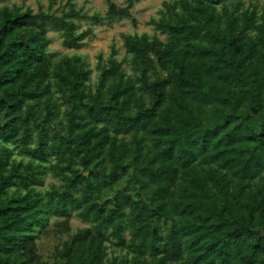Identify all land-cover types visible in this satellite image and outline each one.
Segmentation results:
<instances>
[{"label": "trees", "instance_id": "16d2710c", "mask_svg": "<svg viewBox=\"0 0 264 264\" xmlns=\"http://www.w3.org/2000/svg\"><path fill=\"white\" fill-rule=\"evenodd\" d=\"M136 1L105 17L135 25ZM243 5L164 0L121 34L132 72L112 55L95 84L47 33L78 49L98 14L1 8L0 264H264V6ZM46 233L68 234L52 262Z\"/></svg>", "mask_w": 264, "mask_h": 264}, {"label": "rangeland", "instance_id": "374dc122", "mask_svg": "<svg viewBox=\"0 0 264 264\" xmlns=\"http://www.w3.org/2000/svg\"><path fill=\"white\" fill-rule=\"evenodd\" d=\"M119 5H126V0H113ZM164 0H139L133 4L132 15L136 20V24L133 25L129 19L126 18H112L105 17L107 10V4L105 0H0V10L4 6L12 7L19 6L22 9L31 8L34 12L42 9L44 11L54 12L60 14L63 10L68 9L69 4L73 3L77 9L85 12L89 15L98 14L101 18L99 23H93L89 20H75L80 29L91 27L92 37L83 46L78 49L67 48L62 43V38L57 31L49 30L47 36L51 39L48 51L52 58L57 59L62 55H79L86 62V64L92 69L91 83L95 84L99 71L96 67L99 61L107 63L108 59L113 55L118 61L122 63L127 73L132 72L130 64V55L126 53L123 46V39L121 34L123 32L141 33L147 32L149 35H153L155 30L151 25L147 24V20L151 16H156L158 9L161 7ZM264 6V0H244L243 7L253 8L258 11ZM159 38L163 39L164 35L157 33ZM62 115V114H61ZM60 118H62L60 116ZM17 159L28 161L27 157L16 154ZM57 182L50 173L44 177V184L42 188H49L50 184ZM60 218L53 217L50 220V226H54ZM89 223L81 220L77 216H73L70 219L71 232H74L77 228L86 227ZM68 234H54L46 233L39 237L38 251L43 259L52 262L54 250L60 241L65 239ZM122 253L119 249H116L112 243H109L108 254L109 256Z\"/></svg>", "mask_w": 264, "mask_h": 264}]
</instances>
